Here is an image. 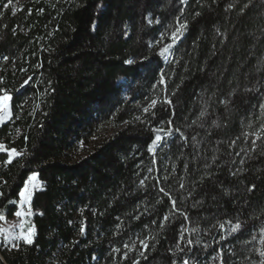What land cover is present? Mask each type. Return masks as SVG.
<instances>
[{
  "label": "trees",
  "instance_id": "trees-1",
  "mask_svg": "<svg viewBox=\"0 0 264 264\" xmlns=\"http://www.w3.org/2000/svg\"><path fill=\"white\" fill-rule=\"evenodd\" d=\"M0 90V264L264 261V0H0Z\"/></svg>",
  "mask_w": 264,
  "mask_h": 264
},
{
  "label": "snow or ice",
  "instance_id": "snow-or-ice-1",
  "mask_svg": "<svg viewBox=\"0 0 264 264\" xmlns=\"http://www.w3.org/2000/svg\"><path fill=\"white\" fill-rule=\"evenodd\" d=\"M182 2H183V0H182ZM9 3H11V0H9ZM5 7H7V5H5ZM41 11H42V9H41ZM183 28H186V23L185 24H180L179 21H178V23H177V31L172 34V39L174 41L179 39V36L183 35V32H182ZM126 63L130 64V63H132V61L129 60V61H126ZM29 79H31V77ZM25 83H27V81H25ZM159 83H164V78H163V73L162 72L160 73ZM0 91H4V90H0ZM165 103H169L170 104L171 101L170 100H166ZM153 104H155V101H153ZM10 105H11V96L7 95V94L0 95V113H3L2 115H0V123H2L4 121V119H6V118H10V115H11V113H10ZM22 106H23L22 104L19 105V107H22ZM144 111L147 112L148 108H145ZM200 115L204 116L205 112L202 111L200 113ZM170 123H171V121H169V124ZM161 139H162L161 136H159V135L155 136L154 140H153V145H155ZM153 145L149 146V150L150 151L152 150ZM0 147H2V146H0ZM15 155H18L16 153L15 149H12V150H10L8 152V157H9L8 162L9 163L11 162V159ZM150 171H151V169H150ZM31 179H35V177L30 178V180ZM180 186H181V188L184 187L183 184H181ZM160 191H163V189H160ZM0 195H2V193H0ZM19 197H20V200H21V204L18 207V210L14 213V215L17 216V217H21V218H30V213H31L30 200H31V197H30V194H28L27 185L25 186V189L19 193ZM175 203L176 202L173 200L172 201L173 208H175ZM25 204H27V206H28V212L27 213L22 210ZM164 219L167 220L168 217L165 216ZM229 223H231V222H229ZM23 227H24V225L22 224L21 228L23 229ZM224 227H225L224 224H220V228L221 229H224ZM239 227H240V225L236 224V225H234L232 227L231 230L233 232H235L237 229H239ZM83 231H84V229H83V227H81V233H83ZM193 231H196V229H193ZM34 232H35L34 227L29 226L27 231L26 232H21L20 235H13L11 237L5 236V242H10V240H22L26 244H31V243H33V240H34ZM223 238L224 237H222V239ZM141 243H144V242L142 241ZM188 243L191 244L192 241L189 240ZM144 247L146 248L147 244H144ZM260 255L264 256V252H261ZM184 264H187V261H185ZM262 264H264V261H262Z\"/></svg>",
  "mask_w": 264,
  "mask_h": 264
},
{
  "label": "rangeland",
  "instance_id": "rangeland-1",
  "mask_svg": "<svg viewBox=\"0 0 264 264\" xmlns=\"http://www.w3.org/2000/svg\"><path fill=\"white\" fill-rule=\"evenodd\" d=\"M186 1L187 0H183V3H185ZM18 7H19V5H15L14 9H18ZM4 94H6V93L3 91L0 95H4ZM7 95H9V94H7ZM10 113H11V110H10ZM2 114L3 113H0V115H2ZM10 118H11V115H10ZM10 118L4 119V121L2 123H0V126L7 123L10 120ZM111 132H112L111 126L105 127L103 130L99 131L97 133V135L92 139V143L96 144V143L102 141L104 138H106L108 135H110ZM0 146H2V147H0V154L9 152L6 148V146L1 141H0ZM16 156L17 155H15L14 157H16ZM32 177H35V179L30 180V178H32ZM26 185L28 188V194H30L31 199H32V196L34 195L35 192L41 191L43 189V184L39 180L37 174L30 175L25 186ZM24 189H25V187H24ZM30 202H31V200H30ZM20 204H21V200L19 197L18 207L20 206ZM30 209H31V207H30ZM22 210L26 213L28 212L27 204L24 205ZM32 217H33V211L32 210L30 213V218H21V217L15 216V215L11 219H7L5 217H0V245L1 244L4 245L5 248L16 249L20 243H24L22 240H10V242H5V236L11 237L13 235H20L21 232H26L28 227L31 224L30 220ZM22 224L24 225L23 229L21 228Z\"/></svg>",
  "mask_w": 264,
  "mask_h": 264
}]
</instances>
